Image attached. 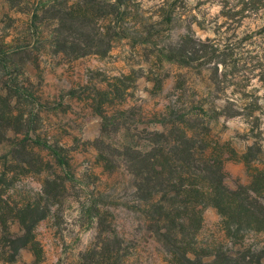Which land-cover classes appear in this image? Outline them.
<instances>
[{"label":"rangeland","instance_id":"374dc122","mask_svg":"<svg viewBox=\"0 0 264 264\" xmlns=\"http://www.w3.org/2000/svg\"><path fill=\"white\" fill-rule=\"evenodd\" d=\"M45 1L0 0V48L8 51L11 73L3 79L25 87L33 102L7 89V125L13 127L18 114L25 120L31 116L41 142L35 149L40 160L18 168L10 162L1 165L10 145L0 148V165L9 172L1 184L3 207L10 212L12 230L20 229L18 211L24 204L39 201L40 207L44 202L40 192L47 178L60 176L66 189L52 194L55 204L34 226L27 246L16 252L0 239V264H180L172 261L155 229L148 226L147 202L136 200L129 159L133 151H149L155 133L170 129L173 122L186 129L180 114L188 117L192 112L197 114L191 117L198 123L197 157L220 165L207 177L234 190L249 185L261 171L255 187L264 193V60H246L235 51L226 58V66H220L233 73V82L249 101L258 103L255 117L213 119L208 71L198 74L182 67L169 60L164 49L178 46L180 35L188 31L233 44L249 34L254 35V46L260 45L264 10L243 17L248 14H235L239 6L230 8L238 0H133L136 16L123 20L127 37H116L104 55L71 58L51 46L48 34L54 20L40 12ZM240 45L242 50L258 49ZM232 89L236 88L227 86L226 94ZM44 143L61 148L70 176L60 173ZM248 148L250 163L241 160ZM184 179L189 181L188 176ZM198 208L202 219L192 228L190 250L210 259L217 255L225 264H256L252 255H260L264 229L242 228L228 235L214 208L206 202Z\"/></svg>","mask_w":264,"mask_h":264},{"label":"trees","instance_id":"16d2710c","mask_svg":"<svg viewBox=\"0 0 264 264\" xmlns=\"http://www.w3.org/2000/svg\"><path fill=\"white\" fill-rule=\"evenodd\" d=\"M133 0H75L68 4V0H47L42 3L40 12H47L54 20V27L48 36L51 46L57 53L71 58H78L90 54H106L112 45V41L121 36L127 37L123 20L136 16L132 12ZM239 6L235 14L246 12L250 16L259 10H264V0H238L231 9ZM39 11V10H38ZM228 18V15H226ZM38 27L34 31L38 35ZM263 34L264 26L260 28ZM128 34V35H127ZM256 35V34H255ZM239 44L221 43L220 41L205 37L195 36L192 32L180 35V42L176 47L166 48L169 60L180 63V66L194 68L198 74L207 70L211 89L214 91L211 99V118L246 116L254 118L258 103L249 101L243 92L237 89L233 82V73L220 70V66H226V58L232 56L236 51L242 58H257L264 60V37L260 45L254 46V35L243 34L240 36ZM244 43L247 47L258 48L257 50H246L240 45ZM236 45V46H235ZM244 46V47H245ZM12 50V49H11ZM7 50L0 48V148L10 147L4 153V162L15 164L14 167L32 165L34 161L40 160L39 153L35 151L41 144L31 123V116L25 120L21 114L15 117L16 123L13 127L7 125L10 119L8 105L11 93L25 102H32V95L25 91V87H18L5 82L4 75L11 74L7 65ZM230 56V57H231ZM260 76H264V68L260 70ZM4 84V86H3ZM14 86V87H13ZM227 86H232L231 95L226 94ZM11 90V93L7 92ZM238 96V97H236ZM220 101V102H218ZM218 102V103H217ZM191 103L190 110H193ZM181 110V108H180ZM173 113V112H171ZM169 113V114H171ZM191 117H197L191 112L190 116L180 114V124L186 122V129L173 122L171 128L162 129L155 133L149 151H133L129 159L132 163L130 170L133 175L136 200L147 202L145 213L150 219V228L155 229L159 239L166 248L167 255L174 262L180 264H225L219 256L212 259L209 255H199L193 248L190 250L192 241V228L200 223L202 219L201 210L198 208L200 202H206L214 208L225 221L228 235L234 236L240 229L261 230L264 229V193L255 186L260 184L263 173L257 171L249 185H239L231 189L222 182L210 180L207 176L213 170H219V163L208 158L200 159L196 132L197 122ZM15 124V125H14ZM166 131V132H165ZM191 133V135L188 134ZM18 135H22L19 137ZM164 135L166 138H164ZM14 139L9 140L10 137ZM156 139H162L163 144ZM10 141L7 144L5 141ZM47 146L51 152L52 160L59 167L60 173L70 176V166L62 157L59 146ZM165 145V146H164ZM248 152L242 154L241 160L250 163ZM203 152V151H201ZM11 159H7L8 154ZM260 161V160H259ZM0 165V239L6 241L16 252L27 246L33 239L32 230L46 212L50 205L55 202L50 198L52 194H61L66 189L65 181L55 175L47 178L40 192L41 202L26 203L19 209L20 229L13 231L10 224L9 213L5 210L3 189L1 184L5 181L8 170ZM7 170V171H4ZM188 176L189 181L184 179ZM187 181L188 183H185ZM187 184V185H186ZM264 182L262 183V187ZM55 198V197H54ZM157 198V199H156ZM39 213V217H37ZM260 255L256 258L252 255L256 264L264 258V243L258 249ZM192 253H191V252ZM253 259L249 262H253ZM244 260V259H243ZM244 262V261H239ZM251 264V263H250Z\"/></svg>","mask_w":264,"mask_h":264}]
</instances>
